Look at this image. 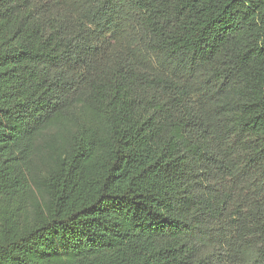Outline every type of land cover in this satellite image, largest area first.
Instances as JSON below:
<instances>
[{
	"label": "trees",
	"instance_id": "1",
	"mask_svg": "<svg viewBox=\"0 0 264 264\" xmlns=\"http://www.w3.org/2000/svg\"><path fill=\"white\" fill-rule=\"evenodd\" d=\"M0 218V264H264V0H0Z\"/></svg>",
	"mask_w": 264,
	"mask_h": 264
},
{
	"label": "rangeland",
	"instance_id": "2",
	"mask_svg": "<svg viewBox=\"0 0 264 264\" xmlns=\"http://www.w3.org/2000/svg\"><path fill=\"white\" fill-rule=\"evenodd\" d=\"M52 135V133H49L41 140H39L30 160V207L24 221L18 227V231L20 232L32 227L34 224L45 218L49 213L50 202L43 184L45 179L53 169L55 154L57 152L56 149L62 148V144H59L55 140H53ZM2 229H4V226L2 227Z\"/></svg>",
	"mask_w": 264,
	"mask_h": 264
}]
</instances>
